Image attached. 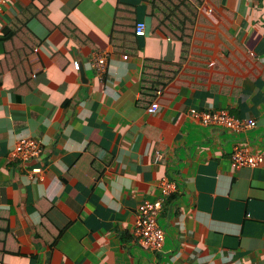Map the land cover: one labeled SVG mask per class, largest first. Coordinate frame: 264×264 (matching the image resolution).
<instances>
[{
  "label": "crops",
  "instance_id": "obj_1",
  "mask_svg": "<svg viewBox=\"0 0 264 264\" xmlns=\"http://www.w3.org/2000/svg\"><path fill=\"white\" fill-rule=\"evenodd\" d=\"M212 2L215 10L208 0L198 6L210 25L199 23L186 61L182 40L151 29L146 0L2 7L0 264H264V164L231 160L236 147L264 150V0ZM31 6H45L53 27L39 24L40 37L31 31L30 41L40 39L33 51L17 38L9 54L2 29ZM133 11L147 24L140 39L131 34ZM102 51L103 77L92 67ZM234 53L243 71L235 82L214 75L199 84L187 71L195 56L213 65ZM147 61L178 69L151 102L141 98ZM193 109H225L256 126L240 133L206 126ZM25 137L39 139L43 151L21 162L12 153ZM163 179L176 189L158 219L166 241L157 251L142 246L134 228L140 204L156 200Z\"/></svg>",
  "mask_w": 264,
  "mask_h": 264
},
{
  "label": "trees",
  "instance_id": "obj_2",
  "mask_svg": "<svg viewBox=\"0 0 264 264\" xmlns=\"http://www.w3.org/2000/svg\"><path fill=\"white\" fill-rule=\"evenodd\" d=\"M45 6L49 4L50 0H43ZM152 4L151 19H148L151 29L163 31L165 34L169 35L171 38L176 40H182V61H186L188 54L191 49L193 53L196 52L197 47L193 45L197 44V41L192 38L193 35L199 32L198 25L200 22L207 23L210 25V21L204 16L201 17L198 12V6L203 3L204 0H146ZM208 5L212 7V10H215L212 0H208ZM45 6L41 10H35L33 6L27 8L17 15L14 22L10 25H6L2 30L5 34V39L8 40L9 54L13 51L10 48V45H13L14 48H19L13 41H17V38L21 40L22 47L28 48L30 51H33L36 45L39 42V38H34L33 41H30V33L32 30L39 33V37L43 36L46 32L45 29L41 28L39 24H46L47 31L49 32L53 25L47 20V11ZM225 12V11H224ZM133 15L130 16V27H132V32L136 39H140L142 36H137L135 33L136 24L139 21V18L136 16L133 11ZM34 14V15H33ZM226 18L223 21V26H227L232 20V13L226 14ZM147 25V24H146ZM213 37L212 35L210 36ZM114 40V39H113ZM115 39L113 46H117L118 42ZM142 46V44H141ZM140 45L137 47H141ZM12 54V53H11ZM232 60L229 58L226 60H216L213 65H210V61L207 59H202L200 57H194L189 64L187 71L190 73L191 78L199 81L203 79L199 84H206V78L209 77L210 81L214 82V78L224 77L225 80H231L234 78V82L238 80L240 74L243 73L242 70L234 68L237 64H241L239 57L234 53ZM166 63L147 61L145 64V85L142 92V99L145 101L151 102L157 96V91L162 88L167 87L170 81L174 78L178 72L175 66L165 65ZM168 64V63H167ZM233 67L230 70V67ZM234 69L237 72H233ZM234 74L236 76L234 77ZM215 75V77H214ZM224 84L221 85L219 90L221 92L227 91L229 84L224 81ZM236 84V83H235ZM238 85H232L231 92L236 91ZM147 97V98H146Z\"/></svg>",
  "mask_w": 264,
  "mask_h": 264
},
{
  "label": "built area",
  "instance_id": "obj_3",
  "mask_svg": "<svg viewBox=\"0 0 264 264\" xmlns=\"http://www.w3.org/2000/svg\"><path fill=\"white\" fill-rule=\"evenodd\" d=\"M11 0H0V10L3 6L8 5ZM135 32L137 35H145L146 23L138 21ZM253 54V53H252ZM109 64V53L102 51L95 53L92 58V67L103 77L107 72ZM74 69L80 70L81 63L74 62ZM158 109V103L154 101L151 111ZM193 117L202 124L209 126L215 125L228 129L234 133H240L256 126V120L252 117L242 119L235 116L225 109L212 111L192 110ZM43 151V145L37 138L25 137L21 139L14 151L13 156L21 162H27L37 159ZM231 160L234 166L256 167L264 164V150L260 153L252 154L246 147H236L232 152ZM33 172L40 173L41 169H33ZM175 182L163 179L160 183V193L156 200L143 201L138 210V219L134 228V234L138 237L139 243L149 249L162 251L166 241V232L159 224L158 219L163 210L166 199L175 191Z\"/></svg>",
  "mask_w": 264,
  "mask_h": 264
},
{
  "label": "clouds",
  "instance_id": "obj_4",
  "mask_svg": "<svg viewBox=\"0 0 264 264\" xmlns=\"http://www.w3.org/2000/svg\"><path fill=\"white\" fill-rule=\"evenodd\" d=\"M136 29V28H135ZM136 33V32H135ZM146 34H147V26H146V33H145V35H137V36H142V37H144V36H146Z\"/></svg>",
  "mask_w": 264,
  "mask_h": 264
}]
</instances>
